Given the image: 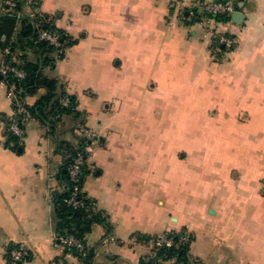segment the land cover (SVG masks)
I'll use <instances>...</instances> for the list:
<instances>
[{"label":"crops","instance_id":"1","mask_svg":"<svg viewBox=\"0 0 264 264\" xmlns=\"http://www.w3.org/2000/svg\"><path fill=\"white\" fill-rule=\"evenodd\" d=\"M29 1L23 16L53 18L75 44L41 70L54 98L16 142L0 78V264L11 247L28 251L27 264H143L154 237L182 232L192 264H264V0L214 31L181 20L177 0ZM222 35L239 39L232 52L213 50ZM63 94L75 114L54 108ZM47 96L39 88L26 105ZM81 127L95 135L83 191L99 218L84 262L54 240L60 146L77 148Z\"/></svg>","mask_w":264,"mask_h":264},{"label":"trees","instance_id":"2","mask_svg":"<svg viewBox=\"0 0 264 264\" xmlns=\"http://www.w3.org/2000/svg\"><path fill=\"white\" fill-rule=\"evenodd\" d=\"M23 5L24 3L20 0H9L0 6V49L3 50L9 47L11 50V58L15 57V61L10 59V62L27 74L26 79L22 81L12 76L5 78L9 85H15L23 97L34 94L39 88L43 87L47 89L48 96L43 98L37 106L33 108L27 106L35 118H41L49 103L54 98L52 92L55 90L56 81L43 78L40 72L46 67L54 68L57 52L63 50V53L59 55V60L63 59L65 50L74 45L75 42L64 31L55 26L53 18L45 14H43L45 17L51 19L50 22L46 23L42 21L39 25L28 16L18 18L17 14L22 10ZM196 16L195 21L197 22L201 16L199 13ZM216 21L226 23L230 19L217 17ZM40 30H49L57 34L59 36L60 46L55 47L46 41L40 40ZM3 36L5 37V41L1 40ZM31 58L34 60L31 61ZM64 98L70 100L68 107H64L61 103V100ZM61 100L60 102H54L53 106L56 110L69 115L76 113L74 98L63 94ZM8 137L10 142L17 141V137L11 133L8 134ZM87 145L88 143L81 137L77 148H73L67 144L60 146L66 157V190L54 196L55 219L57 223L56 233L63 237L73 236L83 243L85 235L90 231L93 224L99 221V218L92 214L93 200L89 199L83 191L84 177L87 172L86 161L88 154L85 152ZM80 152L83 153L84 164L81 169L80 191L76 199L81 205L78 208H73L66 202L72 197L73 193L70 188L72 184L67 170ZM168 235L172 236L175 241H178L186 233H169ZM190 240L191 238L189 237V243L187 245L173 247L171 249L162 248L155 251L153 256L150 257L149 264H162L164 262H171V264H192L188 256ZM90 259L91 256L88 253L87 260L90 261Z\"/></svg>","mask_w":264,"mask_h":264},{"label":"built area","instance_id":"3","mask_svg":"<svg viewBox=\"0 0 264 264\" xmlns=\"http://www.w3.org/2000/svg\"><path fill=\"white\" fill-rule=\"evenodd\" d=\"M9 1V0H8ZM24 4L29 2V0H20ZM246 0H177L176 8L178 17L186 22H193L196 19V15L201 16V23L205 28L214 31V26L217 24H227L233 23L232 16L236 13H244V4ZM22 13L19 12L17 17H22ZM35 23L40 24L44 21L49 23L51 19L45 17L43 13L38 11H33L29 16ZM217 17H224L230 19L229 22L220 23L216 21ZM40 40L48 42L50 45L59 47V36L49 30H40L39 31ZM2 41H5V37L1 38ZM216 42L213 50L216 53H222L223 50L226 52H232L235 46L238 44L239 39L233 36L222 35ZM63 53V50H59L56 54V60L54 64L59 61V55ZM10 59L15 61V57L11 58V50L9 47L0 49V77L1 83L7 90V97L13 105V115L10 119V124L8 131L15 137L22 139L26 135L27 127L36 121V118L32 114L31 110L27 107L25 102V97L21 95V92L17 90L15 85H9L5 78L12 76L20 81L26 79L27 74L14 66ZM61 103L64 107H68L70 100L64 98L61 100ZM81 137L88 143H91L95 139L93 132L85 127L80 128ZM87 145V147H88ZM87 147L85 152L87 153ZM84 164L83 153L80 152L77 154L71 166L68 168V175L72 186L70 187L73 191L72 197L66 202L68 205H71L73 208L80 207V202L77 201L76 197L80 191V180H81V169ZM54 240L58 243L61 251L64 256L74 255V257L79 262H84L88 257V250L85 244L73 236H59L58 234L54 235ZM128 241L119 240L115 237H108L104 240V243H115L119 245H125ZM130 243H137V238L133 237L129 241ZM189 243V237L187 235L181 236L178 241H175L174 238L168 234H161L154 237L151 240V245L153 252L167 248L171 249L173 247H179L182 245H187ZM71 249V250H69ZM8 263L9 264H27L29 261V253L24 247H11L8 250ZM63 261V260H62ZM145 264H149L150 257L145 258ZM64 264V261L61 263ZM184 264V263H178Z\"/></svg>","mask_w":264,"mask_h":264},{"label":"water","instance_id":"4","mask_svg":"<svg viewBox=\"0 0 264 264\" xmlns=\"http://www.w3.org/2000/svg\"><path fill=\"white\" fill-rule=\"evenodd\" d=\"M245 15L242 13H236L232 16V21L236 24H242L244 21ZM1 78V77H0Z\"/></svg>","mask_w":264,"mask_h":264},{"label":"rangeland","instance_id":"5","mask_svg":"<svg viewBox=\"0 0 264 264\" xmlns=\"http://www.w3.org/2000/svg\"><path fill=\"white\" fill-rule=\"evenodd\" d=\"M189 121H190V120H189ZM198 137H199V136H196L195 138L198 139ZM209 144H211V145H216V144H217V139H216V137H214V140H213L212 138H210V140H209Z\"/></svg>","mask_w":264,"mask_h":264}]
</instances>
